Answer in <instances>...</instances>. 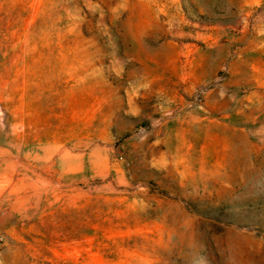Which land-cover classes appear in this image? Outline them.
I'll use <instances>...</instances> for the list:
<instances>
[{"label": "rangeland", "instance_id": "rangeland-1", "mask_svg": "<svg viewBox=\"0 0 264 264\" xmlns=\"http://www.w3.org/2000/svg\"><path fill=\"white\" fill-rule=\"evenodd\" d=\"M0 264H264V0H0Z\"/></svg>", "mask_w": 264, "mask_h": 264}, {"label": "bare ground", "instance_id": "bare-ground-1", "mask_svg": "<svg viewBox=\"0 0 264 264\" xmlns=\"http://www.w3.org/2000/svg\"><path fill=\"white\" fill-rule=\"evenodd\" d=\"M18 128H19V127H18ZM19 136H20V134H19ZM19 136H18V137H19ZM20 138H21V137H20Z\"/></svg>", "mask_w": 264, "mask_h": 264}]
</instances>
